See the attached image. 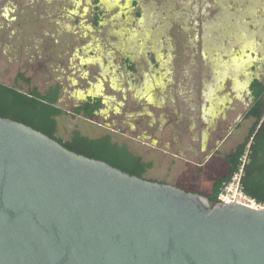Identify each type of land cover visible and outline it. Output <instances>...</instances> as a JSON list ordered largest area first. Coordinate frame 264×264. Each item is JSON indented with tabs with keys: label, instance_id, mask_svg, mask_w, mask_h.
Instances as JSON below:
<instances>
[{
	"label": "rangeland",
	"instance_id": "1",
	"mask_svg": "<svg viewBox=\"0 0 264 264\" xmlns=\"http://www.w3.org/2000/svg\"><path fill=\"white\" fill-rule=\"evenodd\" d=\"M19 72L42 92L62 85L58 139L111 134L152 163L145 180L193 186L229 170L220 153L252 123L244 85L264 80V0H0V82ZM87 95L104 103L97 121L72 115ZM205 142L220 148L202 177Z\"/></svg>",
	"mask_w": 264,
	"mask_h": 264
},
{
	"label": "water",
	"instance_id": "2",
	"mask_svg": "<svg viewBox=\"0 0 264 264\" xmlns=\"http://www.w3.org/2000/svg\"><path fill=\"white\" fill-rule=\"evenodd\" d=\"M0 264H264V208L131 176L0 118Z\"/></svg>",
	"mask_w": 264,
	"mask_h": 264
},
{
	"label": "trees",
	"instance_id": "3",
	"mask_svg": "<svg viewBox=\"0 0 264 264\" xmlns=\"http://www.w3.org/2000/svg\"><path fill=\"white\" fill-rule=\"evenodd\" d=\"M15 82V86L0 82V118L24 124L55 140L71 152L105 162L124 173L144 179V174L151 168V163L145 162L142 157L131 152L126 144L114 142L111 134L92 139L73 131L67 141L55 136L56 118L67 114L57 106L61 94L59 85H51L42 92L32 86L30 78L21 72L16 74ZM250 93L251 105L244 118L252 119V126L244 140L226 154L225 160L230 164L231 172L226 177L215 180L212 192L205 195L211 202L216 201L219 189L236 170L237 158L243 153L249 138L253 136L241 177V188L242 192L256 203L264 204V81L254 79L250 83ZM99 104L98 99H91L76 113L91 118Z\"/></svg>",
	"mask_w": 264,
	"mask_h": 264
},
{
	"label": "crops",
	"instance_id": "4",
	"mask_svg": "<svg viewBox=\"0 0 264 264\" xmlns=\"http://www.w3.org/2000/svg\"><path fill=\"white\" fill-rule=\"evenodd\" d=\"M254 79H259V80H261V81H264L263 79H261V78H258V77H256V76H254V77H252V78H250V79H248V81L245 83V85H244V88L246 87L247 88V86L248 85H250V83L254 80ZM247 95V94H246ZM248 96V95H247ZM249 97V96H248ZM249 101V100H248ZM249 106H248V109H249V107H250V105H251V101H249ZM212 107V106H211ZM210 107V108H211ZM247 109V110H248ZM247 110H246V112H247ZM245 112V113H246ZM245 115V114H244ZM244 120H245V122H249V120L253 123V120L252 119H245L244 118ZM252 123H251V125H250V127L252 126ZM169 127V126H168ZM163 128V127H159L158 128V131H162V130H168L169 128ZM240 127V126H239ZM250 127H248L247 126V130H246V132H245V136H244V138L247 136V134H248V131H249V129H250ZM236 128H238V127H236ZM235 128V129H236ZM232 130H234V129H232ZM231 130V131H232ZM230 131V132H231ZM230 132L228 133V136L227 137H230ZM244 138H243V140H244ZM242 140V141H243ZM241 141V142H242ZM173 142V141H172ZM241 142H239L238 144H240ZM218 143V142H217ZM237 144V145H238ZM173 145V147H175L176 145L175 144H172ZM175 145V146H174ZM236 145V146H237ZM235 146V147H236ZM219 148H220V146L218 145L217 147H208L207 146V144H206V142H205V144H203V146L201 147V151L203 152V155L201 156V160L200 161H198L197 163H193V165L194 166H196V169L198 170V172L200 173V174H202L201 176L202 177H204V174H205V166L209 163V162H211V160L213 159V157L216 155V154H218V152H219ZM235 149V148H234ZM234 149H232V150H234ZM218 150V152H216ZM231 151V150H230ZM229 151V152H230ZM229 152H227V153H225V154H222V153H220L222 156V158H224L225 159V156H226V154H228ZM185 159H187V158H185ZM181 160V159H180ZM188 160V159H187ZM186 160V161H187ZM226 161V160H225ZM188 162H192V161H189L188 160ZM227 162V161H226ZM192 164V163H191ZM229 166H230V164H229ZM151 168H152V163H151ZM150 168V169H151ZM229 173L231 172V167L229 168ZM228 173V174H229ZM226 175L225 174H215V173H213V175L209 178V179H206L205 177H204V182H201V183H199V182H197V183H195V185H193V186H189V187H186L185 185H183V184H181V183H168V182H161V183H165V184H169V185H173V186H175V187H178V188H181V189H183V190H185V191H187V192H191V193H197V194H200V195H203V196H205V195H207V194H210L211 192H212V187H213V184H214V182H215V180H218V179H221V178H223V177H225ZM199 181V180H198ZM157 182H160V181H157Z\"/></svg>",
	"mask_w": 264,
	"mask_h": 264
},
{
	"label": "built area",
	"instance_id": "5",
	"mask_svg": "<svg viewBox=\"0 0 264 264\" xmlns=\"http://www.w3.org/2000/svg\"><path fill=\"white\" fill-rule=\"evenodd\" d=\"M253 139V136L249 138L248 143L243 151V153L237 158L236 170H234L227 182L223 183L219 192L216 196V203L222 204H239L254 209H263L264 204H258L255 200L246 196L242 192L241 188V177L243 175L244 166L248 160L249 146Z\"/></svg>",
	"mask_w": 264,
	"mask_h": 264
},
{
	"label": "flooded vegetation",
	"instance_id": "6",
	"mask_svg": "<svg viewBox=\"0 0 264 264\" xmlns=\"http://www.w3.org/2000/svg\"><path fill=\"white\" fill-rule=\"evenodd\" d=\"M95 5H98V1H96ZM136 5H137V3L134 2L133 3V6L135 7ZM102 17H103V13H99L98 12V8H96L95 9V12H94V15H93V19H92V25L95 28H98L101 25V23L103 21ZM122 65H123L124 69L126 70V73H128V74H134L135 68H134V65H133L130 57L123 58L122 59ZM152 65H154L155 68H157V66H158L157 58H153ZM46 66H47V63L44 62V67H46ZM51 85H59L60 86L61 94H60V97H59V100H58V102H59L60 99H61V96H62V90H63L62 85L60 83H53V84H50L49 86H51ZM245 89H246L247 95L249 96V97L247 96V99L249 101H251L250 85H248L247 88L245 87ZM91 99H93V100L98 99L99 102H100L99 106L94 109L93 116L91 118H87L83 114H77L76 113L77 110H82L83 107H84V105L87 103V101H89ZM103 104H104L103 101L99 97L87 95L86 97L82 98L81 100H78L77 103L75 105H73V107H72V115H74V116H83V117H85V118H87L89 120H95V121H97L98 118L101 117V115H102V106H103ZM228 173H229V171H227L224 174L227 176V175L230 174V173L229 174Z\"/></svg>",
	"mask_w": 264,
	"mask_h": 264
}]
</instances>
